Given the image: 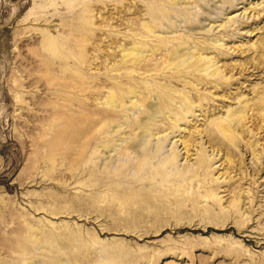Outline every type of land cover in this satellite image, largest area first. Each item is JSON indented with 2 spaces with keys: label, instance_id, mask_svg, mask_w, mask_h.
I'll list each match as a JSON object with an SVG mask.
<instances>
[{
  "label": "rangeland",
  "instance_id": "374dc122",
  "mask_svg": "<svg viewBox=\"0 0 264 264\" xmlns=\"http://www.w3.org/2000/svg\"><path fill=\"white\" fill-rule=\"evenodd\" d=\"M168 1L0 0V260L264 264V0Z\"/></svg>",
  "mask_w": 264,
  "mask_h": 264
},
{
  "label": "bare ground",
  "instance_id": "6f19581e",
  "mask_svg": "<svg viewBox=\"0 0 264 264\" xmlns=\"http://www.w3.org/2000/svg\"><path fill=\"white\" fill-rule=\"evenodd\" d=\"M182 2H187V0H169L168 1V3L169 4H171L172 6H176V7H178L180 4H182ZM191 2L190 1H188L187 2V4H190ZM198 7V6H197ZM196 7V8H197ZM263 12L264 11H262V14H263ZM261 13H258V16H261L262 15ZM148 27H146V29L148 28L149 29V31L151 32V34L152 33H154V31H156V27L154 26V24L153 25H147ZM264 29V28H263ZM262 29V30H263ZM149 32V33H150ZM156 33V32H155ZM261 39V38H260ZM258 43V42H257ZM253 46H254V44H253ZM255 46L256 47H254V49H256V51L257 52H259V53H262L263 55L262 56H264V38L262 39V41L261 42H259L258 43V45H256L255 44ZM138 47H140V46H138V44H137V46H134L132 49H130V50H133L132 52H128L129 50L128 49H126L125 50V52H126V54H125V56L126 57H129V56H131V55H134V53L135 52H138L137 54H136V57L137 56H139L140 55V51H143V50H141V48H143L142 47V45H141V48H140V50L139 49H137ZM146 49V48H145ZM250 49H252V48H250ZM147 50V49H146ZM145 50V51H146ZM153 50L151 49V52H152ZM182 51V50H181ZM250 51H252V50H250ZM128 52V53H127ZM147 52H148V50H147ZM178 53H179V49L177 50V51H173L172 52V54H171V57H175L176 55H177V57H179V55H178ZM181 53V52H180ZM139 59H141V57H139ZM175 59V58H174ZM189 60H191V59H189ZM189 60H186V62H188ZM141 61V60H140ZM128 62V61H127ZM217 65H218V63H217ZM261 67L259 66V68H257L256 67V69H260ZM221 69V68H220ZM220 69L219 68H217L216 70L218 71L215 75H217V77H221L222 75H223V73L224 72H222V70L220 71ZM242 69H244V67L242 68ZM255 69V70H256ZM245 70V72L247 71V70H251V68H245L244 69ZM242 75V74H241ZM223 78V77H222ZM234 80V79H233ZM162 92L161 93H168V94H170L171 92H166V90H164V89H162L161 90ZM170 91V90H169ZM172 91V90H171ZM150 90H149V92L147 91V93L148 94H150ZM115 93V92H114ZM114 93H111L112 95L114 94ZM140 94V92H138V91H136V89H131L130 91H122L121 92V94H120V96L119 97H108L107 98V100L109 101L108 103H110L112 106H116L117 108H123L124 109V107H126L127 106V103H130V104H133L135 107H136V105H137V107H142L144 110L147 108L146 106H144V103L142 104V102H140L141 101V99L139 98V94ZM116 94V93H115ZM131 94H135V96H131ZM137 94V95H136ZM136 98H138L139 99V101H134L133 99H136ZM143 98V97H142ZM146 98V97H145ZM262 98V97H261ZM187 103H188V106L185 108L186 110H187V112H190V111H192L193 110V103H191V102H189V100H188V98H185L184 99ZM260 100V103H258V104H263V100L264 99H259ZM104 101V100H103ZM144 101V100H143ZM109 104V105H110ZM146 105H147V103H146ZM247 106V105H246ZM106 107V106H105ZM115 107V108H116ZM114 108V107H113ZM116 108V109H117ZM149 108V107H148ZM152 110H154L153 109V106L151 105V107H150ZM149 108V109H150ZM263 109H261L262 111L261 112H264V104H263V107H262ZM141 109V108H140ZM148 109V110H149ZM150 109V110H151ZM259 109V108H258ZM118 110V109H117ZM148 110H146V111H148ZM185 110V111H186ZM158 112H157V114L159 113L160 114V109H158L157 110ZM244 111H246V110H244ZM260 111V110H259ZM149 112V111H148ZM182 112H184V111H182ZM238 112H241V111H238ZM261 112H260V114H261ZM146 113V112H145ZM153 114H154V112H153ZM158 114V115H159ZM241 114V113H240ZM156 115V114H155ZM178 115V114H177ZM235 115V117H236V114H234ZM239 114H237V116H238ZM246 115V114H245ZM245 115H244V117H245ZM262 116H263V113L261 114ZM143 116H145L146 117V114L145 115H143ZM149 116V115H148ZM157 116V115H156ZM232 116V115H231ZM243 116V115H242ZM142 117V116H141ZM230 117V116H229ZM233 117V116H232ZM235 117H234V119L232 120H230L229 121V123H227V124H221V125H219L218 126V129L222 132V133H232V123H235V121H236V119H237V117H236V119H235ZM140 118V117H139ZM239 120H241V116L239 115ZM243 118V117H242ZM142 119H143V117H142ZM147 119V118H146ZM154 119V118H153ZM245 119V118H244ZM139 120V119H138ZM144 120H145V118H144ZM238 120V121H239ZM141 121V120H140ZM148 121H150V119L148 120ZM155 121V120H154ZM182 120L181 119H178L177 120V123H180ZM243 122V121H242ZM241 122V123H242ZM148 123V122H147ZM146 123V124H147ZM152 123V122H151ZM176 123V124H177ZM112 124V123H111ZM145 124V125H146ZM140 125V124H139ZM150 125V124H149ZM154 125V124H153ZM135 126V125H134ZM152 126V125H151ZM149 127V126H148ZM131 128V127H130ZM138 129H139V131L141 130H143L144 132L143 133H149V135H147V137H149V136H152L153 135V133L154 132H149V130H147V128L144 126H142V125H140L139 127H137ZM132 131V130H131ZM150 131H152V129L150 130ZM135 132V131H134ZM128 133H130V132H128ZM137 134V133H136ZM140 134H141V132H140ZM172 134H174L175 135V132H172ZM142 136H143V134H141ZM141 135H139V132H138V136L140 137ZM139 140H141V138L139 139ZM138 140V141H139ZM180 142V141H179ZM135 143V142H134ZM133 143V144H134ZM138 143V142H137ZM140 143V142H139ZM128 145V146H127ZM126 146V148L122 151V152H124V154L126 155V154H128V153H130L131 152V154H133L134 153V150H137V147L135 146V144L134 145H132V143H131V145H129V142H128V144H127ZM181 146H183L184 147V149L183 150H185L186 152H185V155H186V158H187V161L190 159V157H191V151L194 149V148H197L199 145H190V144H187V142H184L183 143V141H182V144H181ZM139 151H140V149H139ZM199 158V157H198ZM149 159V158H148ZM147 159V160H148ZM176 159H178V156H176V157H174L173 159H171V160H169V161H167V163L169 164H171V163H174V161L176 160ZM149 161V160H148ZM211 163H212V161H210V160H208V158H206V157H204V155L203 156H201L200 158H199V160H198V162H197V166H198V168L199 169H210V167H211ZM138 166H139V164H137ZM136 166V165H135ZM137 167V166H136ZM134 168L136 171H137V169L138 170H140L141 169V171H143V169L141 168V167H137V168ZM145 169V168H144ZM145 171V170H144ZM146 172V171H145ZM145 172H143L144 174H145ZM119 173H121L122 174V172H120L119 171ZM119 173H118V175H119ZM120 174V175H121ZM125 174V173H124ZM117 175V176H118ZM119 175V176H120ZM118 176V177H119ZM125 176V175H124ZM27 227H28V229H27V233H26V236L25 235H23L22 237H21V235L17 238L18 239V241H17V243L16 242H14L15 244L13 245V242H11V244L9 245V248H7V250L8 249H10V248H12L10 251H7V254H8V256H7V258H4V259H1L0 260V264H23V262L24 261H28V257L29 256H35L36 254V252H39L41 249H45L44 247H46V243H45V241H44V238H43V236H42V234H41V231H37L31 224H29V223H27ZM17 245V246H16ZM13 249H14V251H13ZM29 259H31V258H29ZM32 259H34L33 257H32ZM59 261H57L56 263H50V264H69V261H67L66 259L64 260L65 262H63V260H61L60 258H57ZM26 264H32V263H30V262H27Z\"/></svg>",
  "mask_w": 264,
  "mask_h": 264
}]
</instances>
